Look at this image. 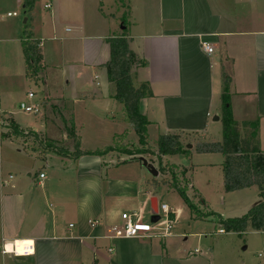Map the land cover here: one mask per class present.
I'll return each instance as SVG.
<instances>
[{
	"label": "crops",
	"instance_id": "0c3cea01",
	"mask_svg": "<svg viewBox=\"0 0 264 264\" xmlns=\"http://www.w3.org/2000/svg\"><path fill=\"white\" fill-rule=\"evenodd\" d=\"M102 3L53 0L46 24L51 34L44 39L58 45L46 48L38 38L42 70L50 64L61 70L66 84L73 85L67 97L83 96L76 90L88 77L83 70L100 69L103 80L94 83L100 89L93 91L92 102L101 101L105 113L123 114L102 65L109 59L106 38L125 32L130 49L146 62L135 69L133 84L147 82L151 90L150 96L139 101L148 126L165 132L206 131L214 114V88L222 84L225 75L230 76L232 115V96H251L249 103L239 105L242 115L264 117V0H154L152 6L142 0L139 13L130 7V0L111 4L117 6L112 13H106ZM60 9L71 19L69 35L57 26ZM25 18L27 22L28 15ZM107 19L112 22L105 23ZM202 43H208L213 51L207 54ZM98 77L93 73L90 79L93 82ZM217 117L213 121H219ZM52 152L53 159L46 160L35 175L29 170L25 174L7 171L13 179L0 184V244L17 241L15 251L20 255L21 240L34 243V252L28 256L0 249V264H23L21 258L29 264H84L86 253L91 260L85 264H163L164 258L171 256L170 236L106 237L107 229L120 222L126 209L143 218L147 204L156 202L143 185V176L103 179L108 164L119 165L105 160L110 153L73 158ZM39 173L44 177L40 179ZM89 219H97L99 225H89Z\"/></svg>",
	"mask_w": 264,
	"mask_h": 264
},
{
	"label": "rangeland",
	"instance_id": "374dc122",
	"mask_svg": "<svg viewBox=\"0 0 264 264\" xmlns=\"http://www.w3.org/2000/svg\"><path fill=\"white\" fill-rule=\"evenodd\" d=\"M45 1H34L29 23L34 37L42 39L46 48H51L58 43L44 38L51 34V29L47 30L46 24H49V11L53 9L54 4L51 0L52 9L45 10L42 7ZM128 1L124 0V2ZM130 1V7H133L135 13H139L141 11L139 1L142 0ZM143 1L149 6H152L154 2V0ZM118 2L120 0H111L109 5V0H103V10L106 13L117 11V6L114 7L111 4L116 5ZM26 16L21 3H17L16 0H0V170L2 177L5 175L7 179V171L25 174L29 170L31 175H35L46 160H52V146L64 145L62 142L65 139V132L59 131L58 128L63 127L62 119L66 118L65 124L70 128L69 130L79 136L80 149L111 147L110 155L106 156L105 160L118 162L119 165L108 164L103 179L106 176L107 178L143 176V185L156 199L158 214L162 215L161 204H166L173 213L174 217L168 233V236L172 238L169 249L171 256L165 257L163 264H264V231L247 229L241 234L225 231L218 233V230L222 228L219 219L240 217L258 202L257 186L233 191L225 190L221 168L222 154L198 153L191 149L192 143L197 141L211 142L221 139V122L213 121V119L220 114L223 82L218 88L217 85L214 88L211 110L215 115L211 116L208 129L185 138V142L188 143L186 147L191 145L190 148L187 147V152L158 157L155 152L157 138L168 131L165 132L162 129L158 131L156 126H147L146 141L154 154L145 153L131 157L119 150L125 146L136 147L138 137L135 130L127 123L123 114L120 115L117 111L116 113L112 111L111 114L105 113L106 109L100 107L101 101L92 102L93 91L100 89L94 83L97 81L100 84L103 80L100 69L83 70L85 77H88L83 78L85 81L77 86L76 90H81L83 93V96L77 99L67 97L72 94L73 85L66 84L61 76V70L50 64L43 69L42 73H39L35 80L25 76L21 38L24 31L23 18ZM133 17L137 18L136 14ZM56 20L60 30L68 31H63L64 35L71 34V19L61 9L59 18L57 17ZM91 20L95 24L93 19ZM108 22H112L111 19L105 21V23ZM127 23L129 22L126 21ZM223 66L226 69L227 64L224 63ZM93 73L99 77L92 82L90 78L93 77ZM228 73L226 70V74ZM29 92L33 93L32 98L27 96ZM47 94L58 97L47 99ZM63 96L65 98H61ZM45 97V100H48L47 104L53 107H42L41 100ZM250 97L232 96L233 117L238 122L242 119L256 120L254 136L259 149L264 151V117L244 116L239 110V105L249 103ZM20 102L27 105L39 104L40 113L34 114L20 110ZM11 121L25 134L14 136L9 127ZM246 131L247 129L240 128L241 135H245ZM65 146L68 151H72L68 142ZM160 166L169 167L165 170V174L159 171ZM151 170L158 173L154 175ZM167 178L169 183L166 184L150 183L154 179L160 181ZM173 181L180 186L185 196L202 214L201 218H195L197 211L192 212L189 209ZM125 190L128 189L125 188ZM126 210L125 212L129 213L128 209ZM150 216L149 202L143 221L149 223ZM159 232L161 231H154L155 234ZM106 237L108 238V233ZM1 247L0 244V249ZM195 249L197 252L194 253ZM86 256L88 257L84 264L91 260L87 253ZM18 260L23 264H29L27 259Z\"/></svg>",
	"mask_w": 264,
	"mask_h": 264
},
{
	"label": "trees",
	"instance_id": "16d2710c",
	"mask_svg": "<svg viewBox=\"0 0 264 264\" xmlns=\"http://www.w3.org/2000/svg\"><path fill=\"white\" fill-rule=\"evenodd\" d=\"M35 0H21L22 6L28 15V21L24 24V31L21 38V51L24 61L25 76L30 80L42 73V50L40 40L35 38L29 18L33 10ZM109 48V59L102 65L106 69L107 78L114 86V99L121 103L123 115L127 123L135 130L138 137L136 147H124L120 149L122 153L133 154H154L147 144V126L149 121L139 111V101L151 95V90L147 82H140L137 86L133 84L135 69L144 66L146 62L139 59L129 47V39L125 32L120 36L108 37L105 40ZM229 83L230 76L225 75L223 78V90L221 94L219 121L221 122V139L219 141L203 142L197 141L192 143L191 149L198 153H214L222 154V178L225 190L233 191L250 186L258 188V202L250 207L245 214L240 217L219 219L220 225L225 232H235L241 234L247 229L254 231H264V151L258 147L257 140L254 136L256 129L255 121H241L234 119L229 102ZM42 107H53L47 104L45 100L41 101ZM49 107V108H50ZM66 118L62 119V128L65 132V139L59 147L52 146V150L59 155H68L70 157H78L81 155H105L109 153L111 147L104 149H80L79 136L75 135L72 130L65 124ZM14 136H21L25 133L11 121L9 125ZM240 128L247 129L245 135H241ZM199 134L197 131L176 130L160 134L156 142V154L174 155L185 153L187 142L185 138L188 135ZM54 140V139H53ZM69 144L72 151L66 149L65 143ZM121 148V147H120ZM168 166H160L159 171L166 173ZM151 184L169 183V180L155 179ZM177 191L183 198L192 212L197 211L195 218L202 217V214L196 210L192 202L185 196L183 190L176 182L173 181ZM173 217V215H172Z\"/></svg>",
	"mask_w": 264,
	"mask_h": 264
},
{
	"label": "built area",
	"instance_id": "2783aa9c",
	"mask_svg": "<svg viewBox=\"0 0 264 264\" xmlns=\"http://www.w3.org/2000/svg\"><path fill=\"white\" fill-rule=\"evenodd\" d=\"M43 9L49 10L51 9V0H46L43 5ZM15 13H13L14 15ZM9 15V13H8ZM203 50L207 53L210 54L213 49L208 43H202ZM29 98L33 97V93L29 92L27 94ZM19 108L20 110L24 112H29V113H40V105L39 104H32V105H27L23 102L19 103ZM38 177L41 179L44 177L43 173H39ZM13 179L12 174L7 175V180H4L2 178V173L0 170V184L5 185L9 180ZM160 210L162 212V215L158 214V209H157V216L158 219L151 223V222H144L143 218L138 215L135 212L132 213H126L123 212L120 214V222L111 225L107 229L108 233V238H140V237H152V236H160V237H167L169 233V229L171 227V223L173 221V213L170 212L169 208L166 206V204H161L160 205ZM88 224L91 226H98L99 221L97 219H89ZM72 226V225H69ZM160 230L158 234H155L154 231ZM223 229H219L218 233H223ZM15 242V241H14ZM14 242H11L13 245ZM6 245L7 243H3L1 247V252L2 253H11L15 256H28L33 254L34 252V243L31 245H27L24 247L23 252L21 255H17L16 252H7L6 251ZM194 252H197L195 249Z\"/></svg>",
	"mask_w": 264,
	"mask_h": 264
},
{
	"label": "water",
	"instance_id": "95a60500",
	"mask_svg": "<svg viewBox=\"0 0 264 264\" xmlns=\"http://www.w3.org/2000/svg\"><path fill=\"white\" fill-rule=\"evenodd\" d=\"M25 22H26V18H23V23H25ZM217 119H218V117L214 116V120H217ZM187 147L190 148L191 145H188ZM152 174L156 175L157 171L153 170ZM156 212H157V203L154 200H152L150 202V215H151L150 216V222L151 223L155 222L158 219V216H157Z\"/></svg>",
	"mask_w": 264,
	"mask_h": 264
},
{
	"label": "bare ground",
	"instance_id": "6f19581e",
	"mask_svg": "<svg viewBox=\"0 0 264 264\" xmlns=\"http://www.w3.org/2000/svg\"><path fill=\"white\" fill-rule=\"evenodd\" d=\"M12 242H14V241H12ZM15 242H17V241H15ZM15 242L13 243V245L11 243H7V245L5 247L7 252H16L15 251ZM21 242H23V245H22L21 251L19 253L20 255L22 254L25 246L31 245L33 243L32 241H28V240H21ZM16 254H17V252H16Z\"/></svg>",
	"mask_w": 264,
	"mask_h": 264
}]
</instances>
